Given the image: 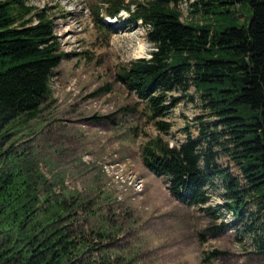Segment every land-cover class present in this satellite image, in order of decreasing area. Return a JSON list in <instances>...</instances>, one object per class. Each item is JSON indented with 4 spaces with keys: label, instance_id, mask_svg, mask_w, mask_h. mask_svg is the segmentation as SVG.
Segmentation results:
<instances>
[{
    "label": "trees",
    "instance_id": "1",
    "mask_svg": "<svg viewBox=\"0 0 264 264\" xmlns=\"http://www.w3.org/2000/svg\"><path fill=\"white\" fill-rule=\"evenodd\" d=\"M110 1L108 13L126 11L152 45L150 57L122 68L117 81L144 103L157 132L170 131L165 119L182 100L196 97L204 112L194 119L196 135L185 124L179 144L150 138L141 148L143 166L165 177L170 194L187 206L207 205L218 180L222 207L252 237L255 254L264 255V0H195L191 11L200 22L181 20L184 0ZM53 29L46 8L0 0V264H120L108 220L89 226L99 212L94 201L68 190L63 180L57 192L27 153L10 155L16 141L1 146L21 130L30 134L28 123L50 97L62 57L69 56ZM222 158L240 176L223 167ZM209 255L207 261L219 252Z\"/></svg>",
    "mask_w": 264,
    "mask_h": 264
},
{
    "label": "rangeland",
    "instance_id": "2",
    "mask_svg": "<svg viewBox=\"0 0 264 264\" xmlns=\"http://www.w3.org/2000/svg\"><path fill=\"white\" fill-rule=\"evenodd\" d=\"M25 1L47 9L60 51L69 56L62 57L50 81V97L29 121L30 134L21 130L1 146L16 141L10 155L27 153L57 192L63 180L68 190L94 201L99 212L89 226L98 228L108 220L116 235L111 250L120 256V264H264L252 237L222 207L218 180L208 190L207 205L187 206L170 194L165 177L143 166L140 152L150 138L179 144L185 124L196 135L194 119L204 115L196 97L193 103L182 100L165 119L170 131L159 134L144 103L117 81L122 68L149 57L146 30L127 22L126 12L109 23V0ZM194 1L179 5L181 20L200 22L202 16L191 11ZM245 19L241 12L239 21ZM189 94L195 96L192 88ZM220 163L240 176L225 158ZM206 208L215 210L217 219ZM221 223L228 224L225 231L213 234L212 228ZM213 251L219 255L207 261Z\"/></svg>",
    "mask_w": 264,
    "mask_h": 264
}]
</instances>
